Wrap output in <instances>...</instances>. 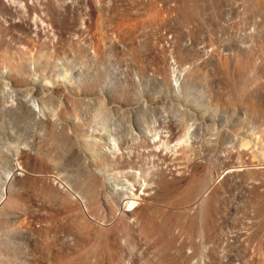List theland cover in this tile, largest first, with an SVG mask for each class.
<instances>
[{
  "label": "rangeland",
  "instance_id": "obj_1",
  "mask_svg": "<svg viewBox=\"0 0 264 264\" xmlns=\"http://www.w3.org/2000/svg\"><path fill=\"white\" fill-rule=\"evenodd\" d=\"M2 1L0 72L8 70L22 79L25 73L18 72L33 63L39 82H47L49 89L64 68L74 69L79 75L74 77L82 79L75 95L49 92L43 111L63 126L62 137L48 132L42 140L46 143L38 146L39 158L19 160L21 175L12 183V193L19 190L18 204L7 212L19 215L24 205L38 217L11 221L2 231H10L8 242L15 248L27 244L24 249L30 248L35 262L25 250L28 261L19 250L13 254L4 247L2 259L55 264L72 254L75 264H264V0H96L92 9L86 0H72L73 12L70 0H12L11 13L3 11ZM13 20L55 32L62 28L67 34L53 49L48 40L36 43L10 26ZM173 68L181 78L179 90L173 86ZM103 74L126 79L123 85L114 84L111 105L100 103ZM18 89L22 95L28 92ZM136 127L147 135L157 132L158 146L140 140ZM6 139L12 145L26 141L23 135ZM111 140L122 143L120 159L110 153ZM8 162L0 158V184ZM87 168L101 172L95 176ZM160 168L185 180L170 186ZM136 176L151 192L127 212L126 199L108 191L105 179L116 184ZM46 181L71 187L90 225L43 188ZM209 189V197L193 204L194 197L205 196ZM126 213H133L128 222ZM141 215L150 216V231ZM27 227L33 236L25 241L17 232Z\"/></svg>",
  "mask_w": 264,
  "mask_h": 264
},
{
  "label": "bare ground",
  "instance_id": "obj_2",
  "mask_svg": "<svg viewBox=\"0 0 264 264\" xmlns=\"http://www.w3.org/2000/svg\"><path fill=\"white\" fill-rule=\"evenodd\" d=\"M2 1V0H1ZM28 1V0H27ZM41 1V0H40ZM43 1V0H42ZM53 1V0H52ZM56 1H58V0H56ZM55 1V2H56ZM70 1H72V0H70ZM74 2H75V0H73ZM71 2V4H69V10L70 11H72V8H74V5L76 4V2H75V4H74V2ZM84 1V0H83ZM88 3H89V7L91 8V7H93V6H95L96 5V0H86ZM3 2V1H2ZM28 2H30V1H28ZM44 2V1H43ZM60 2V1H59ZM97 2H98V0H97ZM15 2L14 1H12V0H5L4 2H3V4H2V6H1V8L2 9H4L3 11H7V12H13V8H14V4ZM48 3H49V1H48ZM61 3V2H60ZM69 3V2H68ZM14 4V5H13ZM18 4V3H17ZM19 4H22L21 2L19 3ZM25 4V3H24ZM63 4H64V2H63ZM95 4V5H94ZM29 5V4H28ZM32 5H33V3H32ZM31 5V6H32ZM52 5V4H51ZM65 5V4H64ZM68 5V4H67ZM98 5V4H97ZM24 6V5H23ZM38 6V5H37ZM37 6H36V8H37ZM50 6V5H49ZM62 6V5H61ZM76 6V5H75ZM54 7V6H53ZM21 8V7H20ZM45 8V7H44ZM51 8V7H50ZM49 8V9H50ZM31 9V8H30ZM47 9H48V6H47ZM92 9V8H91ZM15 10H17V9H15ZM34 10V9H33ZM37 10H39V9H37ZM65 10V9H64ZM28 11V10H27ZM47 11V10H46ZM49 11H51V10H49ZM48 11V12H49ZM57 11V10H56ZM78 11V10H77ZM15 12V11H14ZM25 11H23V13H24ZM34 12V11H33ZM73 12V11H72ZM26 13V12H25ZM158 13V12H157ZM10 15V14H9ZM32 15V14H31ZM25 16V15H24ZM0 17H2V16H0ZM6 17V16H5ZM22 17H23V15H22ZM11 18V17H10ZM29 18V17H28ZM33 18V17H32ZM30 19V18H29ZM28 19V20H29ZM20 20V19H19ZM33 21V20H32ZM9 25L10 26H14V27H18V28H20L21 30H23L34 42H36V43H40V42H42L43 40H45V41H49L48 43H50V45H51V47L54 49V48H56V44H57V42L61 39H64V35L65 34H67V33H65V34H63V32H62V30L61 29H59V32L58 31H56L55 32V30L53 31V30H51L50 28H45V27H43V28H40V29H38L36 26L34 27H31L30 25H28L27 23H25V22H21V21H16V20H13V21H9ZM42 25H43V23H42ZM58 25V24H57ZM63 25V24H62ZM45 26V25H44ZM1 27V26H0ZM3 27V26H2ZM40 27V26H39ZM61 27V26H60ZM65 27V26H64ZM55 29V28H54ZM65 29H69V28H65ZM69 31V30H68ZM71 31H72V29H71ZM65 32H67V31H65ZM70 32V31H69ZM252 32V31H251ZM254 32V31H253ZM63 37V38H62ZM60 42V41H59ZM35 43V44H36ZM36 46V45H35ZM99 50V49H98ZM102 52V51H101ZM90 53H91V56H95L96 54H95V51L94 50H92V51H90ZM89 53V54H90ZM104 53V52H103ZM12 54V53H11ZM27 67V66H26ZM74 69H67V68H64L63 70L61 69V71L59 70V72H58V75L56 76V79H55V84H53V83H51V85L53 84V85H55L54 86V88L52 87V89H54L55 91H61V93H66V92H70V93H73L74 95L77 93V91H76V89L74 88L75 87V85L77 84V82L79 83V81H82V79H79V78H75V77H77V76H79L78 75V73H76L77 71H73ZM35 65L33 64V63H30V65L26 68V69H24V70H22V71H20V72H18V74H24L25 73V77L24 78H22V79H19L18 77H17V75H11L9 72H8V70H4L3 69V71L2 72H0V78H2V79H5L6 81H4V82H2V81H0V158H6L9 162V165H10V168H9V170H6L5 171V173H4V175L5 176H3L4 177V179H3V181H2V183L0 184V248H5V250L8 252V250L9 251H11V249H13V252H11V253H13L14 254V252L15 253H17L18 251L17 250H19V254L24 258V260H30L28 257H27V255L25 256L24 255V246L23 245H25V244H23L22 245V247H21V244L20 245H18V247H14V245L12 246V244H11V242L9 243L8 242V233L7 232H10V231H8L7 230V232H5L6 231V229H5V231L3 232L2 231V227L3 226H5L6 227V225H8L9 224V222H11V221H14V222H22L21 220H26L27 218H30V219H36L37 217H38V213H37V211L35 210V211H33V208L30 210V208L28 207V206H24V205H21V212H20V214L19 215H13V214H10V213H8L7 211H8V209H7V207H9V206H17V204H18V198H17V195H18V191L19 190H17L18 189V187H17V189L16 190H14L15 192L14 193H12V183H13V180H14V178L16 177V176H19V175H21V169H20V166H19V160H22L23 159V161L24 160H26V161H30V160H36V158L38 159L39 157H38V146L41 144V142H44V141H42L43 140V138H44V136L48 133V132H53V134L54 133H56V134H59V137L61 136L62 137V134L61 133H63V130H64V128H63V126L61 125V124H59L58 122H57V120H56V118H55V116L54 115H45L44 113L46 112H44L43 111V108H44V104H46V105H48L49 104V102H48V100H49V98H48V96L50 95V93L49 92H51V90L52 89H49L48 87H50L48 84H46L45 83V85H43V84H41V82H39V77L37 76V75H35ZM75 72V73H74ZM80 72V71H79ZM109 73V72H108ZM177 72H176V70H175V68H173V70L171 71V74H172V77H173V86L176 88V90H179V86H180V80H181V78L179 77V76H174V74H176ZM110 74V73H109ZM76 75V76H75ZM104 75V74H103ZM114 75V74H113ZM75 76V77H74ZM60 78V79H59ZM101 78H103V81H99L102 85H100L101 86V92H100V97L99 98H101V104H105L106 102H108L107 103V105L108 104H112V103H114V101H115V90L113 89V86H115L114 84H120V85H123L125 82H126V79H125V77L124 76H122V75H120V76H115V78H112L110 75H108V74H105L103 77H101ZM128 78V77H127ZM135 79V78H134ZM43 80V79H42ZM46 80V79H45ZM47 81V80H46ZM56 81L57 82H60V84L59 85H57L58 83H56ZM130 81V80H129ZM44 82V81H43ZM130 82H136L135 80H133V81H130ZM50 83V82H49ZM137 83V82H136ZM128 85H129V83H128ZM132 85V84H131ZM134 85H137V84H134ZM133 86V85H132ZM172 86V87H173ZM21 87H24V88H26V90H28V92H27V94L25 95H22L23 94V92H22V94L18 91L19 89L18 88H21ZM14 88H16V89H18L17 91L19 92V94H17L18 92H16V90H14ZM53 90V91H54ZM100 90V89H99ZM99 90H98V92H99ZM52 91V92H53ZM56 93V92H55ZM179 93V92H178ZM49 94V95H48ZM52 94V93H51ZM99 94V93H98ZM62 95V94H61ZM60 95V96H61ZM68 95V94H67ZM53 96V95H52ZM51 96V97H52ZM171 98H174V99H176V98H178V95H176L175 93H171L170 95H169ZM50 97V96H49ZM64 97V96H63ZM67 97H69V96H67ZM48 99V100H47ZM51 99V98H50ZM56 99V98H55ZM63 99V98H62ZM66 99V98H65ZM70 99V98H69ZM73 99V98H72ZM46 100H47V102H48V104L47 103H45L46 102ZM79 100V99H78ZM55 101V100H54ZM69 101V100H68ZM52 102V101H51ZM56 102V101H55ZM59 102V101H58ZM99 103V104H100ZM52 104V103H51ZM57 105H59V104H57ZM62 105V104H61ZM106 105V106H107ZM52 106V105H51ZM50 106V107H51ZM60 106V105H59ZM103 106V105H102ZM190 106V105H189ZM193 106V105H192ZM58 107V106H57ZM54 108V107H53ZM101 108V107H100ZM256 108V107H255ZM45 109V108H44ZM46 109H47V107H46ZM45 109V110H46ZM51 109V108H50ZM50 109L49 110H47V111H50ZM107 109V108H106ZM105 109V110H106ZM58 111V110H57ZM65 111L66 110H64V113H65ZM100 111H102V110H100ZM262 111V110H261ZM62 112V111H61ZM106 112H108V110L106 111ZM101 113V112H100ZM99 113V114H100ZM109 114V113H108ZM110 115V114H109ZM63 117V116H62ZM66 117V116H65ZM61 119V118H60ZM105 119V118H104ZM62 120V119H61ZM102 120V119H101ZM264 120V119H263ZM99 121V120H98ZM110 122H111V120H110ZM107 123V122H106ZM99 125V124H98ZM164 125V124H163ZM106 126H108V125H106ZM113 126V125H112ZM114 127V126H113ZM140 127V126H139ZM98 128V127H97ZM105 128V127H104ZM118 128V127H117ZM151 128V127H150ZM174 128H175V126H174ZM101 129V128H100ZM143 129V128H142ZM104 130H106V129H104ZM108 130V129H107ZM110 131H112L111 130V128L109 129ZM114 130V129H113ZM130 130H132L131 128H130ZM136 130H137V132L140 134V140H142L143 139V142H146L148 145H151V147H154L155 145L156 146H158L157 145V142H158V134H156L155 133V131H154V134L152 133V134H150L149 132H148V135H147V132H145L144 133V129L142 130V131H140V129H137V127H136ZM188 130H189V128H188ZM90 131V130H89ZM98 131H99V129H98ZM109 131V132H110ZM146 131V130H145ZM105 132V131H104ZM103 132V133H104ZM133 132V131H132ZM131 132V133H132ZM50 133V135H52ZM71 133V132H70ZM91 133V132H90ZM98 133V132H97ZM102 133V132H101ZM107 133V132H106ZM113 133V132H112ZM61 134V135H60ZM17 135H18V137L20 138V136L21 135H23V139H24V141L25 142H23L22 143V145H16V144H14V145H12V141L11 142H9L8 143V141L9 140H7L6 138H18L17 137ZM20 135V136H19ZM64 135V134H63ZM101 135V134H100ZM99 134H98V136H100ZM103 135V134H102ZM104 135H105V133H104ZM133 136H134V138H135V135L134 134H132ZM47 136V135H46ZM106 136V135H105ZM129 136V135H128ZM25 137V138H24ZM51 137V136H50ZM49 137V138H50ZM57 137V136H56ZM60 137V138H61ZM68 137V136H67ZM118 137V136H117ZM47 138V137H46ZM54 138V137H53ZM108 138V137H107ZM131 138H133V137H131ZM137 138V137H136ZM6 139V140H5ZM22 139V138H21ZM63 139H64V137H63ZM110 139V138H109ZM120 139V138H119ZM123 139V138H122ZM161 139V138H160ZM17 140V139H16ZM20 140V139H19ZM106 140V139H105ZM129 140V139H128ZM164 140V139H163ZM14 141V143H15V140H13ZM23 141V140H22ZM127 140H125V142H126ZM185 141V140H184ZM187 142V141H186ZM17 143V142H16ZM20 143V142H19ZM45 143H46V141H45ZM107 143H109V142H107ZM118 143H120V142H116L115 140H111V142H110V153L111 154H113V157H114V155L115 156H118L119 154H121V148H120V144H122V143H120V144H118ZM145 143V144H146ZM248 143V142H247ZM159 144V143H158ZM188 144V143H187ZM101 145V144H100ZM143 145V144H142ZM147 145V146H148ZM244 145H245V143H244ZM45 146V145H44ZM101 147V146H100ZM109 147H108V149H109ZM149 147V146H148ZM186 147V146H185ZM250 146H248L247 148H249ZM105 148V147H104ZM103 148V149H104ZM150 148V147H149ZM181 148V147H180ZM189 148V147H188ZM246 148V149H247ZM151 149V148H150ZM156 149V148H155ZM155 149H153V151L155 150ZM159 149V148H158ZM244 149V148H243ZM41 150V149H40ZM185 150V149H184ZM87 151V150H86ZM152 151V152H153ZM156 151H157V149H156ZM159 151H160V149H159ZM245 151H247V150H245ZM40 152V151H39ZM109 152V151H108ZM163 152V151H162ZM162 152H160V153H162ZM41 153V152H40ZM105 153H106V155H108L107 154V151H105ZM104 153V154H105ZM127 153V152H126ZM154 153V152H153ZM156 153V152H155ZM154 153V154H155ZM159 152H158V154H160ZM42 154V153H41ZM44 154V153H43ZM42 154V155H43ZM129 153H127V155H128ZM167 154V153H166ZM248 154V153H247ZM45 155V154H44ZM123 155V154H122ZM125 155V154H124ZM126 155V156H127ZM249 155V154H248ZM258 155V154H257ZM112 156V155H111ZM120 156V155H119ZM118 156V157H119ZM129 156V155H128ZM154 156V155H153ZM159 157H160V155H158ZM157 156V157H158ZM161 156H163V154H161ZM165 156V155H164ZM42 157V156H41ZM83 157V156H82ZM123 157H125V156H123ZM91 158V157H90ZM126 158V157H125ZM128 158V157H127ZM164 158V157H163ZM263 158V157H262ZM118 159H120V157L118 158ZM107 160V159H106ZM111 160H113V159H111ZM124 160V159H123ZM169 160V159H168ZM256 160V159H255ZM92 161V160H91ZM120 161V160H119ZM29 164V163H28ZM195 164V163H194ZM199 164V163H198ZM258 165V164H257ZM249 166H253V165H249ZM88 167V166H87ZM227 167V166H226ZM230 167V166H229ZM23 168V167H22ZM168 168V167H167ZM263 167H261V169H262ZM162 168H160V170H161ZM254 169V168H253ZM88 170H90V171H88ZM158 170V169H157ZM248 170V169H247ZM250 170V169H249ZM87 171L88 172H90V174H93V175H95L96 176V172H98V173H100L101 171H95V170H91V169H88L87 168ZM239 171V170H238ZM156 172V171H155ZM157 172H159V171H157ZM236 172V171H235ZM235 172H234V174H235ZM259 172V171H258ZM261 172V171H260ZM131 173V172H130ZM160 173L164 176V178L165 179H167L168 181L167 182H171L170 184H168V185H170L171 186V184H173V185H177V184H180V183H182L185 179H183V177L181 176V177H178L176 174H175V171L173 172V170L171 171V170H169V169H162L161 171H160ZM30 174V173H29ZM45 174V173H44ZM102 174V173H101ZM124 174V173H123ZM147 174V173H146ZM150 174H151V172H150ZM159 174V173H158ZM233 174V173H232ZM126 175V174H125ZM143 175V174H142ZM148 175V174H147ZM44 176V175H43ZM98 176V175H97ZM132 176V175H131ZM135 176V175H134ZM141 176V175H140ZM144 176H146V175H144ZM161 176V175H160ZM160 176H159V178H160ZM100 177V180H104V179H102L101 177L102 176H99ZM150 177H152V176H150ZM153 177H155L154 175H153ZM228 177V176H227ZM233 177V176H232ZM235 177V176H234ZM18 178V177H17ZM95 178V177H94ZM103 178H105L104 177V175H103ZM123 178V177H122ZM130 178V177H129ZM139 178H141V177H139ZM148 178V177H147ZM161 178H162V176H161ZM128 179V178H127ZM143 179V178H142ZM217 179V178H216ZM230 179V178H229ZM233 179V178H232ZM52 180V179H51ZM50 180V181H51ZM148 180V179H147ZM150 180V179H149ZM155 180V179H154ZM163 180V179H162ZM225 180H227V179H225ZM50 181H46V182H43V185H45V186H43V188L45 187V188H48L49 190H51V192L53 191L54 192V194H55V196L57 195V198H58V196L60 197V199H61V201H63V203L65 202L66 204H67V208H69L70 210L69 211H71V213H74L73 215L74 216H76V217H79L80 219H82V220H85V223L87 224V226L88 225H90V221H89V219H88V217L86 218V216L84 215L85 213H84V209L82 208V206H80L79 205V203H78V200H77V197L78 196H75V195H73V194H71L70 193V191H69V189L71 188H69L67 185H64V184H62V183H59V182H54V181H52V182H50ZM151 181H152V179H151ZM166 181V180H165ZM148 182V181H147ZM153 182V181H152ZM162 182V181H161ZM104 183V182H103ZM153 184V183H152ZM156 184V183H155ZM160 184V183H159ZM165 185H166V183H164ZM216 185H217V183H216ZM42 186V185H41ZM105 188H107L108 189V191L110 190V192H112L115 196L117 195V196H119L120 195V198L122 199V200H125L126 199V202H124V204H125V206H126V208H127V206H128V209H126V211L128 212L129 211V208H130V206L132 207L133 205H138V202L140 201V200H143L144 198H146L148 195H149V193L151 192H147V191H149L147 188H146V186L144 185V183H141L140 182V180L138 179V177L136 176V177H134L132 180H131V178H130V180H121L119 183L117 182L116 184H114L113 182H110V180H106L105 179ZM157 186V185H156ZM162 186V185H161ZM178 186V185H177ZM233 186V185H232ZM15 187V186H14ZM150 187V186H149ZM155 187V186H154ZM173 187V186H172ZM16 188V187H15ZM151 188V187H150ZM107 189H105V190H107ZM156 189V188H155ZM162 189V188H161ZM171 189V188H170ZM211 189V188H210ZM210 189L208 190V191H206V195L205 196H203V197H201V196H196V197H194V200H193V204H198L200 201H204L205 199H206V196L207 197H209L208 196V194L210 193ZM107 191V192H108ZM156 191V190H155ZM168 191V190H167ZM44 192H45V190H44ZM47 193H48V190H47ZM111 193V194H112ZM205 193V192H204ZM214 193V192H213ZM19 194H20V192H19ZM46 194V193H45ZM50 194V193H49ZM108 194H110V193H108ZM111 194L109 195V196H111ZM155 194H157V193H155ZM165 194V193H164ZM106 195V194H105ZM19 196V195H18ZM52 196V195H51ZM54 195H53V197H55ZM114 196V197H115ZM152 196H153V193H152ZM107 197V196H106ZM150 197V196H149ZM48 198H49V196H48ZM112 198V197H111ZM148 199V198H147ZM146 199V200H147ZM60 201V200H59ZM109 201V200H108ZM116 201V200H115ZM145 201V200H144ZM190 202V201H189ZM188 202V203H189ZM62 203V202H61ZM60 203V205H62V207L60 206V208H63L64 209V207H63V204H61ZM81 203H82V201H81ZM116 203V202H115ZM120 203V202H119ZM183 203V202H182ZM66 204L64 205V206H66ZM84 204H85V202H84ZM112 204V203H111ZM140 204V203H139ZM86 205V204H85ZM31 206V205H30ZM117 206H118V204H117ZM149 206V205H148ZM119 207V206H118ZM135 207H137V206H135ZM134 207V208H135ZM142 207V206H141ZM141 207H139L140 209H143V207L141 208ZM10 209H11V207H9ZM151 208V207H150ZM12 210V209H11ZM66 210V209H65ZM138 210V209H137ZM145 210V209H144ZM13 211V210H12ZM62 211H64V210H62ZM67 211V210H66ZM66 211H64V212H66ZM87 211V210H86ZM89 211V210H88ZM124 211H125V208H124ZM151 211V210H150ZM156 211V210H155ZM11 212V211H10ZM60 212V211H59ZM118 212V211H117ZM139 212V211H138ZM137 212V213H138ZM12 213V212H11ZM17 214H18V212H16ZM136 213V214H137ZM58 214V213H57ZM60 214V213H59ZM61 214H64V213H61ZM66 214H67V212H66ZM89 214V213H88ZM133 215V213H126V216H125V218L123 217L124 215H121L123 218H124V220L125 219H127L126 217H129V219L131 218L130 217V215ZM72 215V216H73ZM143 215V214H142ZM141 215V216H142ZM150 215V214H149ZM61 216V215H60ZM116 216V215H115ZM120 216V215H119ZM150 217V216H149ZM147 215L145 216H142V219H143V223L144 222H146V224L148 225V230L150 231V229L149 228H151L152 227V222H151V218L150 219H148L149 218ZM153 217V216H152ZM141 218V217H140ZM133 219V218H132ZM20 220V221H19ZM81 220V221H82ZM134 220V219H133ZM28 222H29V220H27ZM71 221L73 222L74 220H72L71 219ZM75 221H77L76 219H75ZM81 221H79L78 220V222H80L81 223ZM126 221V220H125ZM125 221H123V222H125ZM129 221V220H128ZM128 221H126V222H128ZM136 221V220H135ZM134 221V222H135ZM142 221V220H141ZM155 221V220H154ZM133 222V221H132ZM79 223V224H80ZM82 223H84V221L82 222ZM11 224V223H10ZM30 224V223H29ZM69 224H71V223H69ZM75 226H74V228L77 226L75 223H73ZM153 224H154V222H153ZM22 225V224H21ZM41 225V224H40ZM56 225V224H55ZM54 225V226H55ZM72 225V224H71ZM128 225V224H127ZM129 225H130V223H129ZM145 225V224H144ZM31 226H32V224H31ZM37 226H39V224H37ZM43 226V225H42ZM62 225H60V228H62L61 227ZM73 226V225H72ZM71 226V227H72ZM85 226V225H84ZM133 226H135L134 224H133ZM154 226V225H153ZM20 227H22V226H20V224H19V228ZM34 227H36V226H34ZM33 227V228H34ZM41 227V226H40ZM46 227V226H45ZM63 227H64V225H63ZM70 227V228H71ZM120 227V226H119ZM126 227V226H125ZM136 227H138V225L136 226ZM12 228V227H11ZM52 228V227H51ZM88 229H89V227H87ZM124 228V227H123ZM139 228V227H138ZM144 228V227H143ZM8 229V228H7ZM38 229V228H37ZM48 229V228H47ZM63 229V228H62ZM67 228H65L64 227V230H66ZM72 229H73V227H72ZM142 229V228H141ZM21 230V229H20ZM33 229L32 228H26V229H22V231H19V232H17L18 234H19V236L23 239V240H31L32 239V231ZM58 230V229H57ZM56 230V231H57ZM81 230V229H80ZM131 230V229H130ZM146 230H147V228H146ZM151 230H153L154 231V229H151ZM59 231V230H58ZM88 231V230H87ZM143 231V230H142ZM15 232V233H16ZM51 232V231H50ZM61 232V231H60ZM64 232V231H63ZM140 232H141V230H140ZM156 232H157V229H156ZM86 233V232H85ZM84 233V234H85ZM124 233H125V231H124ZM138 233V232H137ZM147 232H145V234H146ZM17 234V235H18ZM34 234V233H33ZM65 234V233H64ZM72 234V233H71ZM77 235L79 234V233H76ZM90 234V233H89ZM9 235H10V233H9ZM60 235H61V233H60ZM74 235V234H73ZM76 235V236H77ZM87 235V234H86ZM51 236V235H50ZM53 236V235H52ZM15 237V236H14ZM63 236L61 235V238H62ZM75 237V236H74ZM148 237V236H147ZM151 237V236H150ZM56 238V237H55ZM86 238H87V236H86ZM35 239V238H34ZM37 239V238H36ZM50 239H52L53 240V238H50ZM49 239V240H50ZM80 239V238H79ZM88 239V238H87ZM96 239V238H95ZM39 240V239H38ZM56 240V239H55ZM60 240V239H59ZM94 240V239H93ZM99 240V239H98ZM11 241V240H10ZM35 241V240H34ZM46 241V240H45ZM58 241V240H57ZM60 241H63V238H62V240H60ZM71 241V240H70ZM86 241V240H85ZM95 241V240H94ZM12 242H15V241H12ZM24 242V241H23ZM30 242V241H29ZM53 242V241H52ZM65 242H66V240H65ZM74 242V241H73ZM83 242V241H82ZM31 243V242H30ZM34 243V242H33ZM67 243V242H66ZM93 243V242H92ZM15 244V243H14ZM29 244V243H28ZM59 244H60V246L62 245V243H60L59 242ZM65 244V243H64ZM69 244V243H68ZM16 246H17V243L15 244ZM27 245V244H26ZM25 245V246H26ZM33 245H36L35 243L33 244ZM93 245V244H92ZM29 246V245H28ZM56 246V245H55ZM63 246V245H62ZM68 246H73V245H68ZM35 246H33V248H34ZM48 247V246H47ZM90 247V246H89ZM97 248H98V246H96ZM39 248V247H38ZM73 248L75 249L76 247H75V245L73 246ZM27 249H29V250H25L26 252H27V254L29 253V255H31V254H33V252L31 251L30 252V248L28 247ZM41 249H42V247H41ZM46 249V248H45ZM52 249V248H51ZM57 249H59V248H57ZM61 249H62V247H61ZM64 249V248H63ZM78 249V247L76 248V250ZM103 249V248H102ZM44 250V249H43ZM48 250V249H47ZM68 250V249H67ZM49 251V250H48ZM65 251V250H64ZM74 251V250H73ZM72 251V252H73ZM107 251V250H106ZM0 252H1V250H0ZM4 252V251H3ZM2 252V253H3ZM43 252V251H42ZM62 252H63V250H62ZM61 252V253H62ZM76 252V251H75ZM90 252H91V250H90ZM31 253V254H30ZM47 254L49 253V252H46ZM52 253V252H51ZM54 253H55V251H54ZM59 253V252H58ZM66 253V252H65ZM92 253V252H91ZM6 254V253H5ZM19 254H17V255H19ZM45 254V253H44ZM57 254V253H56ZM68 254H70V253H68ZM88 254V253H87ZM93 254V253H92ZM17 255H16V257H17ZM46 255V254H45ZM63 255V254H62ZM65 255V254H64ZM70 255H72V254H70ZM62 256V257H60V254L58 255L59 257H60V260L63 262V264H75V262L73 261V258L75 257H73V258H71V256ZM73 255H76V254H74V252H73ZM32 256L34 257V254L33 255H31L30 257H31V259H32ZM52 256H53V254H52ZM55 256V255H54ZM83 256V255H82ZM87 256V255H86ZM13 257V256H12ZM15 257V256H14ZM48 257H49V255H48ZM79 257V256H78ZM18 258H19V256H18ZM4 259V258H3ZM2 259V256H1V254H0V264H11V261L10 260H8V258L6 259V260H3ZM45 259V258H44ZM54 259H57L56 258V256L54 257ZM76 259V258H75ZM23 260V261H24ZM34 260V258L32 259V261ZM51 260H52V258H51ZM60 260H58V261H60ZM14 261V263H15V260H13ZM16 261H17V259H16ZM21 261H22V259H21ZM21 261H18V262H21ZM55 261H57V260H53V262H55ZM57 261V262H58ZM60 261V262H61ZM34 262H35V260H34ZM33 262V263H34ZM43 262V259H42V261H41V263ZM44 262H46V260L44 261ZM43 262V263H44ZM57 262H55V264L57 263ZM83 262H84V260H83ZM13 263V264H14ZM24 263H27L26 261L25 262H23V264ZM32 263V264H33ZM38 262H36V264H37ZM41 263H39V264H41ZM42 263V264H43ZM79 263V261L76 263V264H78ZM28 264V263H27ZM35 264V263H34ZM58 264V263H57ZM62 264V263H61Z\"/></svg>",
  "mask_w": 264,
  "mask_h": 264
}]
</instances>
